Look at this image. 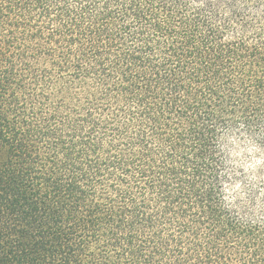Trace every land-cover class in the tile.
I'll return each instance as SVG.
<instances>
[{"label":"trees","instance_id":"obj_1","mask_svg":"<svg viewBox=\"0 0 264 264\" xmlns=\"http://www.w3.org/2000/svg\"><path fill=\"white\" fill-rule=\"evenodd\" d=\"M0 264H264V0H0Z\"/></svg>","mask_w":264,"mask_h":264}]
</instances>
